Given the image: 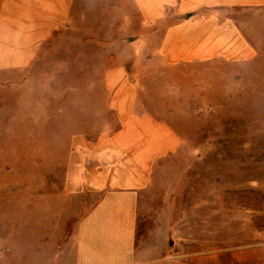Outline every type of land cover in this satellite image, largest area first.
I'll list each match as a JSON object with an SVG mask.
<instances>
[{
	"label": "rangeland",
	"instance_id": "1",
	"mask_svg": "<svg viewBox=\"0 0 264 264\" xmlns=\"http://www.w3.org/2000/svg\"><path fill=\"white\" fill-rule=\"evenodd\" d=\"M250 35L254 45L259 37L264 43V33ZM109 45L90 41L91 65ZM61 47L44 61L61 69L0 88V264H40L52 254L74 212L62 187L71 134L102 130L113 119L107 92L86 88L89 73L67 71ZM139 74L155 113L183 138L139 202L138 239L148 258L264 264V44L246 64L217 60Z\"/></svg>",
	"mask_w": 264,
	"mask_h": 264
},
{
	"label": "crops",
	"instance_id": "2",
	"mask_svg": "<svg viewBox=\"0 0 264 264\" xmlns=\"http://www.w3.org/2000/svg\"><path fill=\"white\" fill-rule=\"evenodd\" d=\"M251 33H264V0H0V88L58 71L44 61L66 44L65 69L89 73L86 88L107 92L113 116L102 130L71 134L62 187L74 212L40 264H153L138 239L139 202L183 138L155 113L139 73L249 63L264 44ZM91 40L110 43L92 65Z\"/></svg>",
	"mask_w": 264,
	"mask_h": 264
}]
</instances>
